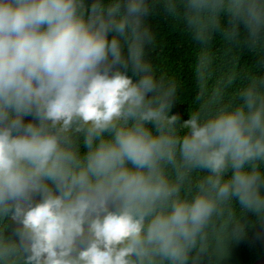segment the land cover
Segmentation results:
<instances>
[{
  "label": "clouds",
  "instance_id": "9594fccd",
  "mask_svg": "<svg viewBox=\"0 0 264 264\" xmlns=\"http://www.w3.org/2000/svg\"><path fill=\"white\" fill-rule=\"evenodd\" d=\"M161 5L264 67V0H0V264H219L264 224V76L173 114Z\"/></svg>",
  "mask_w": 264,
  "mask_h": 264
},
{
  "label": "trees",
  "instance_id": "16d2710c",
  "mask_svg": "<svg viewBox=\"0 0 264 264\" xmlns=\"http://www.w3.org/2000/svg\"><path fill=\"white\" fill-rule=\"evenodd\" d=\"M146 23L156 36L155 44L146 47L147 59L158 73L176 79L179 89L172 112L182 120H187L190 114L233 102L247 84V77L264 76L259 57L246 46L231 51L217 35L207 49H202L183 25L164 13L162 5ZM201 56L207 57L202 66ZM31 120L32 117L25 118V122ZM245 221L248 225L245 235L228 241V255L219 264H253L264 255V224L253 213H248ZM12 228L15 224L10 222ZM6 235L11 236V231Z\"/></svg>",
  "mask_w": 264,
  "mask_h": 264
},
{
  "label": "water",
  "instance_id": "95a60500",
  "mask_svg": "<svg viewBox=\"0 0 264 264\" xmlns=\"http://www.w3.org/2000/svg\"><path fill=\"white\" fill-rule=\"evenodd\" d=\"M253 264H264V255L258 260H256Z\"/></svg>",
  "mask_w": 264,
  "mask_h": 264
}]
</instances>
